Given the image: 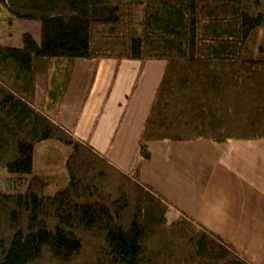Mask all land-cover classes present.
<instances>
[{
    "label": "trees",
    "instance_id": "trees-1",
    "mask_svg": "<svg viewBox=\"0 0 264 264\" xmlns=\"http://www.w3.org/2000/svg\"><path fill=\"white\" fill-rule=\"evenodd\" d=\"M0 6L41 23L40 41L25 32L20 46L0 44V167L23 169L48 144L45 169L0 190V264H250L185 216L170 219L140 168L153 141L264 139V0ZM78 59L139 60V73L164 62L130 174L56 120Z\"/></svg>",
    "mask_w": 264,
    "mask_h": 264
},
{
    "label": "crops",
    "instance_id": "crops-1",
    "mask_svg": "<svg viewBox=\"0 0 264 264\" xmlns=\"http://www.w3.org/2000/svg\"><path fill=\"white\" fill-rule=\"evenodd\" d=\"M77 62L56 120L99 153L131 150L137 144L163 63L149 89L145 80L136 83L141 66L136 60L95 61L83 77L92 70L94 75L78 91L75 106L68 108V102L74 105L69 94ZM144 67L142 73L147 75ZM41 78L44 76H36L37 100L44 84H38ZM119 78L124 80L121 94L114 85ZM128 131L133 133L131 141L126 137ZM148 149L140 180L171 208L172 219L185 216L217 235L250 264H264V139L153 141ZM112 157L121 170L128 167L127 155Z\"/></svg>",
    "mask_w": 264,
    "mask_h": 264
},
{
    "label": "rangeland",
    "instance_id": "rangeland-1",
    "mask_svg": "<svg viewBox=\"0 0 264 264\" xmlns=\"http://www.w3.org/2000/svg\"><path fill=\"white\" fill-rule=\"evenodd\" d=\"M25 32L30 33L36 40L40 41L41 39L40 21L34 20V19L17 17L11 14L10 12H8L7 10H5V8L0 6V44L20 46L22 44V34ZM136 61L140 63L139 60H136ZM162 63L164 65V62L160 60L146 61V63L144 64L145 65L144 72L147 71V75H145L142 72L140 73L137 72V76H138V73H139V76L138 78H136V83L138 82L142 84V82L145 80L144 82L146 86H148L149 89H152L154 86V83L157 81V78H158L157 74H159L158 69L161 67L160 65H162ZM94 64H95L94 60L78 59V62L76 64V72L73 76V80L70 86V94H69V99L72 101L73 104L76 102L78 98V91L82 89L83 83H85V85H88V81L91 80L92 72H89V76H87V78L84 79L83 75L85 74V69L89 66L92 67ZM108 81L109 79L105 80L104 83L107 84ZM42 82H44V78H41L38 84L41 86ZM123 84H124V80L122 78H119L117 79L116 83H114V85H117V87H122V88L117 90V87L115 88L114 85L112 88L113 89L115 88L116 92L118 94H121L123 93V86H124ZM135 96L136 94H134V98ZM72 106H75V104L71 105L70 102H68L66 105V107L68 108ZM123 107L124 105H121V108ZM125 107H127V103ZM127 113H129L128 110H127ZM126 137L128 138V140L131 141L133 139V133L128 131ZM47 145H48L47 143L45 144L42 143L40 145L38 144L37 146H35L33 157L32 156L29 157V160L23 169L17 170V169L10 168L9 170H7L6 168L0 167V190L3 192H14L16 191V189H14L12 184H10L9 182L10 179L17 176L18 174H23V175L30 174V173H34L39 170L45 169V166L43 165V163L47 160V155H48ZM54 146H57V144H55ZM58 149L62 153L66 152V150L64 151V149H61L60 147ZM29 151L31 152V149ZM101 154L105 155L109 160H111L110 158H112V160H114L119 166H120L119 161L118 160L116 161L112 156H116L117 158L118 155H122V154L127 155L128 156V159H127L128 167L126 168L122 167L123 168L122 171L127 174H130L133 171V167L136 165L137 160L139 159V150H138L137 144L135 147L131 148V150L121 151L119 149H115L113 150V152L109 151L106 153L103 152ZM112 160L111 162L117 167V165ZM50 169L52 168H49V169L47 168L46 170H50ZM119 169L121 170L120 167ZM168 216L170 219H172L171 214H168Z\"/></svg>",
    "mask_w": 264,
    "mask_h": 264
}]
</instances>
